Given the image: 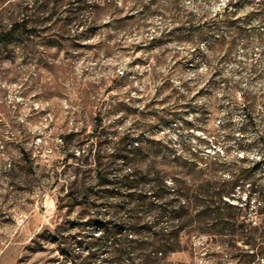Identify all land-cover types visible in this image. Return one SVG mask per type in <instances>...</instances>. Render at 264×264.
I'll list each match as a JSON object with an SVG mask.
<instances>
[{
    "label": "rangeland",
    "instance_id": "374dc122",
    "mask_svg": "<svg viewBox=\"0 0 264 264\" xmlns=\"http://www.w3.org/2000/svg\"><path fill=\"white\" fill-rule=\"evenodd\" d=\"M79 1L0 0V264H67L62 250L112 215L96 208L94 171L115 135L198 162L213 177L194 189L235 175L231 202L250 206L235 211L263 223L250 195L264 188L262 0H177L140 25L105 6L81 22ZM194 242L172 260L238 264L225 244Z\"/></svg>",
    "mask_w": 264,
    "mask_h": 264
},
{
    "label": "trees",
    "instance_id": "16d2710c",
    "mask_svg": "<svg viewBox=\"0 0 264 264\" xmlns=\"http://www.w3.org/2000/svg\"><path fill=\"white\" fill-rule=\"evenodd\" d=\"M87 2L79 1L81 22L88 10L107 8L114 24L136 25L146 24L156 15L164 16L177 5V0ZM261 3L264 11V0ZM190 35L204 38L207 31L197 30ZM107 143L110 152L96 155L94 171L97 187L107 189L103 192L105 196H97V201L106 199L107 204L96 208L110 210L112 215L99 216L94 221L95 231L78 240V253L62 250L67 264H94L96 261L102 264H193L175 262L172 258L196 252L194 239L200 237H211L214 245L225 244L226 255L238 264H264V219L261 224L251 225L246 222L244 212H236L250 206L231 202L235 194V175L231 176L232 181H224L219 186L207 180L205 185L194 189L198 176L213 177L201 169L197 172L198 162L186 160L171 150L163 153L161 149L148 148L129 134L115 135ZM200 163L207 164L206 161ZM168 179L173 187L167 185ZM252 192L257 196L259 208L262 207L264 188L253 184L250 195ZM226 209L236 211L225 213ZM240 239H247L245 245L251 250L241 249ZM103 255L106 256L101 259ZM212 256L214 264H223L222 253Z\"/></svg>",
    "mask_w": 264,
    "mask_h": 264
}]
</instances>
